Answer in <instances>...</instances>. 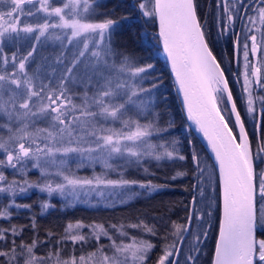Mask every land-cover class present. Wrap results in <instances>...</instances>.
<instances>
[{
  "label": "snow or ice",
  "instance_id": "obj_1",
  "mask_svg": "<svg viewBox=\"0 0 264 264\" xmlns=\"http://www.w3.org/2000/svg\"><path fill=\"white\" fill-rule=\"evenodd\" d=\"M101 7L0 0V264H152L156 245L129 232L156 236L144 219L78 220L59 237L29 242L11 221L18 209L32 211L21 202L32 191L47 194L41 213L56 196L65 208L108 209L181 179L191 182L187 216L163 225L155 264H200L217 209L212 264H264V0H214L209 16L200 0H134L130 11L156 26L146 39L159 47L145 56L115 40L130 18ZM22 40L30 42L23 51ZM49 42L58 50L39 56ZM154 52L163 53L191 122L187 147L175 135ZM192 131L214 153L211 171ZM168 164L178 166L154 183L152 169ZM87 248L94 251L82 254Z\"/></svg>",
  "mask_w": 264,
  "mask_h": 264
},
{
  "label": "trees",
  "instance_id": "obj_2",
  "mask_svg": "<svg viewBox=\"0 0 264 264\" xmlns=\"http://www.w3.org/2000/svg\"><path fill=\"white\" fill-rule=\"evenodd\" d=\"M107 7H101L97 9L98 13L112 12L116 10L119 16L129 17V21L121 29L120 35L115 37L118 44L128 48L136 50L138 55L145 56L147 53L144 51L146 48L155 47L159 45L149 44L146 37H150L156 31V26L146 23L142 18H138L135 10L130 11L134 0H101ZM200 9L205 16H209L214 11V0H200ZM31 23V20L29 21ZM30 42L22 40L18 42V47L23 51L29 46ZM14 50V49H13ZM58 50V47L45 46V48L39 53L42 57H51ZM218 59L220 58L221 47L219 45L214 49ZM230 49L225 53V61L230 54ZM154 62L160 73H163V86L167 93L168 100V112L172 119H174V132L185 147L188 146V142L184 137L188 135L189 125L186 120L184 111L179 101L178 95L175 91V86L167 62L163 53L159 55L153 53ZM235 94V93H234ZM191 145L195 147V150L199 152L202 159L209 165V171H211V165L213 164L208 152L204 146L192 131L189 137ZM187 155V152L185 153ZM185 163V162H178ZM178 165H165L162 168H153L155 177L153 182L157 184L164 183L166 178L173 174V168ZM88 171L84 169L82 172ZM38 172L32 171L29 173V177L33 180L38 179ZM133 178L143 179L144 173H132ZM215 186V185H213ZM191 182L186 180H176L168 183V187L161 191H153L151 193H143L136 199L128 202L124 205H117L115 208H91L85 204H78L73 208H65L63 201L60 197H53L51 203L56 205L54 208H50L47 212L41 213L39 203L41 200L47 198L46 193H39L38 191H32L26 198L22 199V203L32 205V211L18 209L13 216L11 223L15 226L23 228V239L26 242L33 239H39L46 241L50 239L51 233L55 237L61 236L65 231V226L69 222H75L78 220L84 221L88 224L93 221L108 224H125L136 223L138 219H144L146 222L154 223L157 229V235L151 236L148 233L140 232L138 229H130V235L142 240H149L156 245L153 249L152 264H155L156 258L161 254L159 249L164 246L165 241L163 237L166 233V229L163 225L171 221H183V218L187 216L185 206L188 205L191 199ZM143 192V190H141ZM215 207V204H214ZM220 209H217L213 214L212 228L209 231V238L205 241L206 246L203 248V255L200 258V264H211L215 247V241L217 237L219 227ZM33 220L35 226L33 227ZM7 227L8 224L4 223ZM19 243V240L17 241ZM107 246L108 241L103 239L101 241ZM42 251L47 252L49 249L44 248ZM94 251L92 248H87L84 253Z\"/></svg>",
  "mask_w": 264,
  "mask_h": 264
},
{
  "label": "water",
  "instance_id": "obj_3",
  "mask_svg": "<svg viewBox=\"0 0 264 264\" xmlns=\"http://www.w3.org/2000/svg\"><path fill=\"white\" fill-rule=\"evenodd\" d=\"M164 58H165V57H164ZM167 66H168V65H167ZM173 82H174V80H173ZM174 86H175V82H174ZM175 91H176V93H177L176 88H175ZM177 95H178V94H177ZM178 98H179V101H180V103H181V99H180L179 95H178ZM181 106H182V103H181ZM182 109H183V106H182ZM183 111H184V109H183ZM184 114H185V111H184ZM185 117H186V114H185ZM186 120H187V118H186ZM187 122H188V125L190 126L191 122L188 121V120H187ZM192 127L194 128V126H192ZM193 132H194L195 135L198 137V139L200 140V142H201L202 145L204 146L205 150L208 152V154H209V156H210L212 162H214V153H212L211 148H210V146H209V144H208V142H207V139L204 138L203 135H202L201 133H199L198 131H193ZM220 215H221V212H220ZM219 220H220V218H219ZM218 232H219V227H218ZM218 232H217L216 240H217V238H218ZM215 243H216V241H215ZM214 249H215V247H214ZM213 255H214V252H213ZM212 259H213V257H212ZM211 264H212V263H211Z\"/></svg>",
  "mask_w": 264,
  "mask_h": 264
},
{
  "label": "rangeland",
  "instance_id": "obj_4",
  "mask_svg": "<svg viewBox=\"0 0 264 264\" xmlns=\"http://www.w3.org/2000/svg\"><path fill=\"white\" fill-rule=\"evenodd\" d=\"M48 46H52V42H49ZM88 170V169H87ZM84 171V170H83ZM97 171H99V168H97ZM82 175H91L90 170L86 171V172H82Z\"/></svg>",
  "mask_w": 264,
  "mask_h": 264
},
{
  "label": "flooded vegetation",
  "instance_id": "obj_5",
  "mask_svg": "<svg viewBox=\"0 0 264 264\" xmlns=\"http://www.w3.org/2000/svg\"><path fill=\"white\" fill-rule=\"evenodd\" d=\"M256 26H257V27H259V25H258V24H257Z\"/></svg>",
  "mask_w": 264,
  "mask_h": 264
}]
</instances>
